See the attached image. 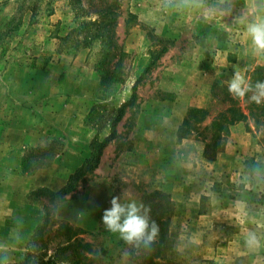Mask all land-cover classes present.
Listing matches in <instances>:
<instances>
[{
  "label": "rangeland",
  "instance_id": "374dc122",
  "mask_svg": "<svg viewBox=\"0 0 264 264\" xmlns=\"http://www.w3.org/2000/svg\"><path fill=\"white\" fill-rule=\"evenodd\" d=\"M243 12L244 0L222 19L167 0H0V264L47 261L61 223L81 230L93 264H143L146 248L102 223L114 196L150 208L156 264H264V113L227 87L264 66ZM226 94L247 119L221 132ZM107 138L61 202L36 195L65 186ZM50 146L49 165L23 168ZM64 255L56 264H72Z\"/></svg>",
  "mask_w": 264,
  "mask_h": 264
},
{
  "label": "clouds",
  "instance_id": "9594fccd",
  "mask_svg": "<svg viewBox=\"0 0 264 264\" xmlns=\"http://www.w3.org/2000/svg\"><path fill=\"white\" fill-rule=\"evenodd\" d=\"M169 7L179 11H197L212 8L222 19L230 16L235 7V0H215L209 5L208 0H167ZM243 21L246 33L254 54L264 56V0H244L243 15L236 18V23ZM228 92L234 98L248 96L250 102L259 105L264 103V81L254 85L239 72L227 81ZM251 93L249 96L248 94ZM110 209L103 212L102 223L105 228L118 233L128 245L151 248L159 232L158 225L150 219V208L135 200L122 202L118 196L112 197ZM246 243L249 246L259 243L255 234H250Z\"/></svg>",
  "mask_w": 264,
  "mask_h": 264
},
{
  "label": "trees",
  "instance_id": "16d2710c",
  "mask_svg": "<svg viewBox=\"0 0 264 264\" xmlns=\"http://www.w3.org/2000/svg\"><path fill=\"white\" fill-rule=\"evenodd\" d=\"M257 81H264V66L257 67L252 72L250 82L254 85ZM225 99L229 101L230 106L224 111H219L218 115L212 120V126L216 127L221 132H225L228 126L233 125L234 123L239 121H245L247 119V115L243 113V111L238 106L236 101L233 100V98L228 97V95L226 94ZM257 107L261 108V113H264V103L259 104ZM122 110L123 108L119 109V111L121 112ZM203 113L204 115L208 114L207 111H203ZM121 115L122 114L120 113V115H118L117 118L112 122V137L115 136V126L117 122H119V120L121 119ZM252 115L253 114L249 112L248 116L251 117ZM185 123L188 125L187 120L185 121ZM109 141L110 138H107L104 142L99 145V149L97 150V152H95L94 155L88 158L82 164V166H80L74 172V174L70 177L69 181L66 183L65 186H63L57 191H52L48 188H42L38 191L36 195L48 198L51 203L55 201V203L61 202L65 195L69 194L76 188V182L81 178V176H83L87 172L93 171L96 167H98L102 155V150L108 144ZM51 146L48 149H45L44 147H38L33 149L30 154H27V156L22 159L23 168L25 170L34 171L35 169L49 165L52 161V158L54 157V153L51 154L52 151L50 150L54 148V146ZM44 160H46L47 162L45 163ZM31 162H33L34 166L31 165ZM158 219L159 218H157L156 220L160 225V221ZM42 221H44V223L42 222L36 228V234H42L44 227L47 226V223H49V216L45 215ZM80 231V229L75 228L68 223H61L57 228V237H62L65 242L58 243L57 247L55 248L54 255L50 256L47 261H36L35 264H56L55 258L60 253L65 254L64 256H66V258H68L72 264H93V259L90 260L89 257L85 256V253H93L92 245L88 242H83L82 239L78 238ZM158 241L159 240H155L151 248L146 249V251L144 252L145 256L143 258V264H156L155 258L160 255V247L157 244ZM46 247L47 243L45 244L44 248ZM86 259H89L90 261H87Z\"/></svg>",
  "mask_w": 264,
  "mask_h": 264
}]
</instances>
